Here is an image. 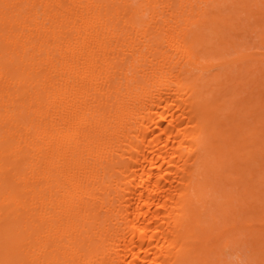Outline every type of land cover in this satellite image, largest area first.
I'll list each match as a JSON object with an SVG mask.
<instances>
[{"label": "bare ground", "instance_id": "obj_1", "mask_svg": "<svg viewBox=\"0 0 264 264\" xmlns=\"http://www.w3.org/2000/svg\"><path fill=\"white\" fill-rule=\"evenodd\" d=\"M253 5L0 0V264H264Z\"/></svg>", "mask_w": 264, "mask_h": 264}, {"label": "rangeland", "instance_id": "obj_2", "mask_svg": "<svg viewBox=\"0 0 264 264\" xmlns=\"http://www.w3.org/2000/svg\"><path fill=\"white\" fill-rule=\"evenodd\" d=\"M258 6H252L253 11L256 12V10L259 8L261 10H264V0H257ZM241 20L236 19L234 21V25H236L233 30L231 31V35L233 37V40L235 43H242V46H238V50L240 49H247L248 52H260L264 53V45L261 43L260 39V32L261 28L258 26L257 15H245L244 13L241 14ZM248 17L245 19V17ZM244 18V19H243ZM236 53L232 51L231 56H234ZM259 59H261L259 62H257L256 65H253V67H257L254 72V77L258 79L259 83L261 81V85L255 88V85L249 83V85H245L239 92H241L240 97H247L250 93H252V96H249L248 99H251L254 105L255 112H250V115L247 117V122L253 127L255 124H257L254 121V118L256 116H259V112H262L264 114V108H261V105H264V78H261L262 71L261 69H264V57L259 56ZM244 83H246L250 79L249 75H244ZM253 76V75H252ZM260 123L264 125V116L260 117ZM257 183L259 184V188L253 189L252 191L257 192L259 195H254V199L250 198V201H254L256 198H262L264 199V191H260L258 189L264 190V170H261L257 175ZM264 204V200L257 201L256 205ZM243 240H247L246 238H243ZM252 242H248L247 244H243V246H235L227 255L228 260L232 261L233 264H256L252 261L251 254L255 251L252 250L248 251L247 247L253 249Z\"/></svg>", "mask_w": 264, "mask_h": 264}]
</instances>
